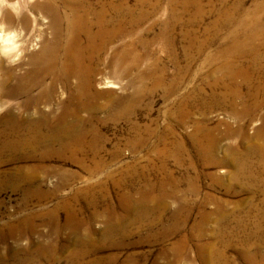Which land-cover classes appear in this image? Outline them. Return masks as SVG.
Instances as JSON below:
<instances>
[{
  "label": "bare ground",
  "instance_id": "bare-ground-1",
  "mask_svg": "<svg viewBox=\"0 0 264 264\" xmlns=\"http://www.w3.org/2000/svg\"><path fill=\"white\" fill-rule=\"evenodd\" d=\"M150 14L167 17L160 33L163 38L159 39L169 50L174 49V42L171 37L167 39L166 33L175 28L183 16H187L190 23L212 16L211 25L216 29L224 22L234 20L236 33L233 35L244 32L243 38H235L232 44L206 57L207 63L219 57L225 61L215 66L212 77L205 80L203 86L195 89L196 97L192 94L184 96L187 99L183 105L187 113L191 99H197L207 107L216 100L217 103L228 101L235 124L225 120L221 129L218 125L197 122L189 135L198 154L197 160L202 165L233 164V171L227 174L233 181L237 179L252 186L262 178L264 184L261 173L264 172V41L263 44L254 41V36H264V0H135L133 4L126 0H5L0 4V109L3 110L0 115V154L6 150L18 152L21 154L17 160H20L32 156L26 153L30 149L37 153V159L59 156L84 166L87 155L84 151L88 148L89 159L95 162L86 169L90 174L97 172L101 166L99 155L109 140L99 127L100 124L104 128L105 118H110L113 123L122 120L129 123L125 137L132 147L155 134L165 144L161 147L164 149L158 145L152 148L153 155L152 152L148 154L146 163L127 164L123 177L114 180L122 186L125 179L142 177L144 185L133 194L126 190L129 186H123L119 202L127 205L131 201L128 209L133 212V217H119L117 224L106 217L102 239L108 238L113 231L123 237L127 232L124 230L126 221L146 224L150 211L155 215L152 221L159 223L162 217L157 209L160 212L167 209L169 200L176 202L170 217L173 226L154 233L160 238L174 235L186 228L191 216L188 197L200 192L201 173L196 171V160L192 156L187 164L194 170L193 174L186 172L179 177L166 165L170 156L182 164L184 159L180 157V150L189 153L184 142L175 139L167 145L169 139L157 134L148 123L133 121L143 97L150 90L160 88L168 94L170 90H178L183 79V76L174 75L167 81L163 79L164 68L158 72L153 65L142 68L146 56L136 50L135 44L147 49L151 44L144 31L138 28ZM205 44L206 39L201 42V48ZM195 47L198 45L193 37L184 45L188 50ZM243 47L250 49L247 52ZM244 58L248 61L244 62ZM249 67L261 73L260 80L252 77ZM99 83L107 89H98ZM219 85L221 90L218 91ZM113 87H120L125 93L116 94ZM99 98H104V103L100 104ZM102 107L109 111L104 119L96 115ZM256 119L260 123L250 133L248 129ZM219 153L223 156L214 157L213 154ZM155 158L159 161L157 166L151 165ZM39 165L17 166L13 172L3 173L0 188L22 189L24 203L34 195L44 197L40 193L43 181L39 182L34 174ZM151 171L164 174L152 180L149 178ZM219 178L223 179V176ZM34 182L37 184L33 185ZM107 191L105 185L104 196L108 195ZM206 205L213 207L207 209ZM58 206L67 211L64 222H59L57 207L44 213L45 220L53 223L55 240L62 228L68 230L70 242L75 245L73 250L65 248L69 252L65 254L68 264L69 261L70 264H101L102 261L85 260L91 254L88 246L94 248L96 242H87L79 234L80 230H90L81 209L71 206L69 198ZM198 207V217L189 232L180 233L178 241L171 247L176 257L189 260L192 256L188 252L190 241L214 233L210 241L198 244L197 257L202 264H235L226 256L229 241L233 242L235 237L250 247L252 238L263 240L264 236L256 229L245 235L239 222L232 230H229L230 226L225 229L228 211L233 209L213 194L205 193ZM108 212L111 214L110 210ZM41 215L43 213L39 211H31L9 231L32 232L36 229V218ZM255 227L259 228L258 225ZM2 236L0 234V243ZM118 241L121 242L120 238ZM35 249L38 255L57 261L58 257L50 259L49 254L62 247L58 241H53ZM246 260L255 262L250 256ZM0 264H6L1 256ZM18 264L33 263L28 259V263L19 260ZM253 264H264V260Z\"/></svg>",
  "mask_w": 264,
  "mask_h": 264
},
{
  "label": "rangeland",
  "instance_id": "rangeland-1",
  "mask_svg": "<svg viewBox=\"0 0 264 264\" xmlns=\"http://www.w3.org/2000/svg\"><path fill=\"white\" fill-rule=\"evenodd\" d=\"M126 1L130 4L135 2V0ZM166 18L165 16L155 17L151 14L148 15L139 24L138 28L144 31V36L151 40V44L148 49L137 43L135 47L141 55L146 56L143 61L144 64L141 65L142 68L145 69L146 66L153 65L157 72L164 68L163 79L167 81L174 75L183 76V79L179 89L170 90L168 94L160 88L153 91L149 89L150 92L143 97L142 103L140 102L139 109L133 116V121L138 120L143 124L148 123L156 130L157 134H162L169 139L167 145L175 139L184 142L189 153L186 154L183 150H180L182 152L180 157L184 159L182 164L173 156L168 157L166 160L167 167L175 175L181 177L186 172L193 174L194 170L190 169L187 161H189L190 156L196 160V171L201 173V177L199 176L200 181L198 180L201 186L200 192L188 197L192 212L186 228H182L178 233L164 238L155 235V231L173 226L170 217L176 208V202L169 200L167 209L161 212L157 209L160 217H162L159 223L152 221L155 215L150 211L148 213L149 221L146 224L131 221L127 223L126 221L124 230H127V232L123 237H119L113 231L109 235L110 237L102 239L101 231L105 226L106 217H110L115 224L120 222L119 217H133V212L128 209L131 201L127 205L122 201L119 202V194L123 192V186H129L128 189H125L130 194H133L134 191L138 190L137 188L140 189L144 185L142 177L125 179L122 186L115 184L114 180L123 177L122 172L127 164L136 163L137 161L144 164L147 162L148 154L152 152L153 155L152 148L156 145L160 148L165 145L164 142L157 139L155 134L149 136L147 141H141L132 147L127 144L128 138L125 137L128 134L129 123L124 120L113 123L110 118H105L107 123L104 124V128L100 124L99 127L105 131L109 140L106 143L105 150L99 155L101 166L97 172L90 174L89 170L87 171L86 169L89 165L92 167L95 162L89 159L90 151L88 148L84 151L87 154L84 158V166L59 156L37 159L35 157L37 153L32 152L30 149L26 153H30L32 156L25 159L21 158L20 160H17L21 154L18 152L6 150L0 154V177L5 172H13L17 166H29L39 163L40 165L36 168L34 174L37 175L35 177L39 182L40 180L43 181V190L40 193L45 195L44 197L34 195L29 201L24 203L22 200V189L0 188V234H3V241L0 243V256L6 260V264H18L19 260L28 263V259H31L33 264H38L39 262L43 264H68L65 254L67 255L69 252H66L65 248L69 250L75 248L74 243L70 242L69 232L62 228L58 240H55L53 223L47 222L44 214L46 211L57 207V217L62 224L67 211L64 207H59L58 205L65 198L70 199L71 206L80 208L82 211L81 215L88 219L87 225L90 230H80L79 234L87 242L88 240L96 242L94 248L91 245L88 246L91 254L85 260L102 261L101 264H202L196 255L197 246L200 242L210 241L214 233H209L200 240L190 241L188 252L192 256H190L189 260L186 257H176L171 247L178 241L180 233L189 232L190 227L198 217V204L200 200H203V195L207 192L213 194L217 200L225 202L228 208L233 209L228 211L227 220L224 224L225 229L230 226L229 230H232L236 226V222H239L243 226L242 229L245 235H248L246 233L250 232V230L256 229L264 236V184L261 183L262 178L255 185L248 186L240 180L236 179L233 181L227 176L229 172L233 171V164L212 163L202 165L197 160L198 154L192 146L193 142L189 136L197 122H203L210 126L218 125L221 129L225 120H230L235 124L230 103L228 101L217 103L216 100L212 106L207 107L201 101L191 99L187 106L189 109L187 113L184 112L185 106L183 105V102L187 99L184 96L192 94V96L196 97L197 90L195 89L203 86L205 80H209L212 77L215 66L225 61V59L223 60L222 57H219L207 63L205 61L206 57L209 54H215L220 49H224L228 44H232L235 38H243L244 32L233 35L236 33L234 20L224 22L221 27L216 29L211 25L214 18L212 16H206L204 19L192 23L189 22L187 16H183L175 28L166 33L167 39L171 37V41L174 42V49L169 50L165 48L168 47L165 46L166 43L161 42L159 39L163 38L160 33L163 30ZM191 37L196 39L198 48L195 47L192 50L184 49V45ZM205 39L207 44L201 48V42ZM254 41L263 44L264 36L256 35L254 36ZM243 48L247 52L250 49L248 47ZM243 60L244 62L248 61L247 58ZM248 69L255 80H260L261 73L259 71L251 67ZM244 87L243 85L242 88L244 89ZM97 88L107 89L100 83ZM112 89H114L116 94L125 93L120 87H113ZM205 90L207 91L206 88ZM217 90H221V85L217 87ZM97 101L102 104L105 99L99 98ZM111 102L112 105L113 101ZM2 111L0 109V115ZM106 112H109L107 108L102 107L101 110L97 111L96 115L104 119ZM83 114L86 113L84 112ZM259 123L260 121L256 119L248 131L252 133ZM229 141L237 144L235 140L230 139ZM213 155L214 157L223 156L221 153ZM100 160L106 162L104 163ZM158 162V159L155 158L151 165L157 166ZM259 166L261 168V162ZM261 173L263 177L264 172L262 171ZM161 174L164 173L151 171L149 178L155 180ZM221 175L223 179L219 178ZM217 176L218 178L216 179ZM61 181L64 183H60ZM35 184L37 182L33 183V185ZM105 185L107 186L108 195L104 196ZM48 188L52 190H45ZM246 199H249L248 202L245 201ZM107 202L111 204V207H109L110 204ZM249 203L252 204L251 207ZM215 204L216 202H214V206ZM212 207L213 205L205 206L207 209ZM109 210L111 214H109ZM31 211L43 213L41 217L36 218L35 230L32 232L23 231V233H12L9 231V228L19 223ZM150 221L153 223L147 225ZM256 225L259 228H256ZM119 238L121 240L120 243L118 241ZM53 241H58L62 250H53V254H49V258L58 257L59 260H49L38 255L39 252H36V247L42 246V243L50 245ZM251 242L253 243L252 246L249 247L247 244L245 246L242 240L234 237L233 242L229 241V247L226 248L227 258L235 264L262 262L264 260V237L260 241L252 238ZM247 256L252 257L255 262H248L246 260Z\"/></svg>",
  "mask_w": 264,
  "mask_h": 264
},
{
  "label": "clouds",
  "instance_id": "clouds-1",
  "mask_svg": "<svg viewBox=\"0 0 264 264\" xmlns=\"http://www.w3.org/2000/svg\"><path fill=\"white\" fill-rule=\"evenodd\" d=\"M5 2V0H0V4H3Z\"/></svg>",
  "mask_w": 264,
  "mask_h": 264
}]
</instances>
